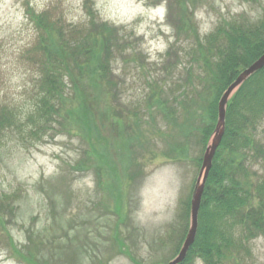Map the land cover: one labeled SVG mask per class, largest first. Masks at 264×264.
<instances>
[{
    "label": "rangeland",
    "instance_id": "rangeland-1",
    "mask_svg": "<svg viewBox=\"0 0 264 264\" xmlns=\"http://www.w3.org/2000/svg\"><path fill=\"white\" fill-rule=\"evenodd\" d=\"M262 16L264 0H0V113L22 121L42 77L43 27L114 38L94 49L104 56L111 45L104 79L79 80L96 98L94 148L68 112L71 95L53 123L20 120L0 136V264H167L190 225L205 151L214 92L205 59L221 41L206 37ZM255 132L245 168L258 184L264 119ZM240 262L264 264V234L249 235Z\"/></svg>",
    "mask_w": 264,
    "mask_h": 264
},
{
    "label": "trees",
    "instance_id": "trees-1",
    "mask_svg": "<svg viewBox=\"0 0 264 264\" xmlns=\"http://www.w3.org/2000/svg\"><path fill=\"white\" fill-rule=\"evenodd\" d=\"M226 26L218 27L206 37L209 43L216 42L217 38L221 41L218 47H214L216 54L213 60L205 59L214 92L206 108V121L200 128L204 148L214 133L221 95L244 68L264 53L263 16L253 25L235 22ZM81 31L63 26L55 28L54 25L42 28L39 46L44 68L36 87L38 90L32 111L27 120L22 121L14 110H1L0 136L5 130L12 131L18 127L20 120L24 125L30 122L39 128L43 123H53L61 110L67 108L65 103L71 95L75 105L70 106L68 112L76 117L84 140L94 148L101 137L95 112L90 105V99L95 101L96 98L80 86L79 80L98 82L104 79L107 74L105 60L111 45L108 48L106 44L104 56L102 50L94 49L114 38L110 37L111 31L105 29L95 33L93 38L91 32ZM263 119L264 67L242 83L227 102L225 131L205 182L196 236L185 259L179 264H193L196 258H201L204 264H240L249 235L257 232L264 234V179L258 184L251 183L245 168L246 151L254 147L255 130ZM200 161L201 158L198 165H201ZM190 200L186 210L188 219ZM237 226L240 231L235 232ZM188 227L189 224L183 228L180 241L175 245L177 252ZM38 264L50 262L42 257Z\"/></svg>",
    "mask_w": 264,
    "mask_h": 264
},
{
    "label": "water",
    "instance_id": "water-1",
    "mask_svg": "<svg viewBox=\"0 0 264 264\" xmlns=\"http://www.w3.org/2000/svg\"><path fill=\"white\" fill-rule=\"evenodd\" d=\"M264 67V53L257 58L252 64L244 68L235 80L226 88L221 95L217 105V122L215 125L214 133L209 143L207 144L201 161V170L199 177L193 189L190 200V225L188 227L187 234L183 240V243L177 253L167 264H179L181 263L194 242L197 225H198V213L202 200V195L205 188V182L208 173L212 167V162L216 150L223 138L225 131V117H226V105L231 95L236 91L239 86L244 83L253 74Z\"/></svg>",
    "mask_w": 264,
    "mask_h": 264
}]
</instances>
